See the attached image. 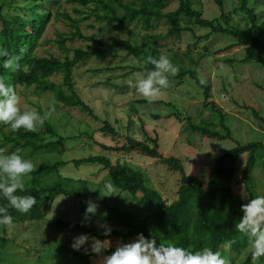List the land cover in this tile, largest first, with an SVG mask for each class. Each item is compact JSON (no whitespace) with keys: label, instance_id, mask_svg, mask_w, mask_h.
<instances>
[{"label":"trees","instance_id":"trees-1","mask_svg":"<svg viewBox=\"0 0 264 264\" xmlns=\"http://www.w3.org/2000/svg\"><path fill=\"white\" fill-rule=\"evenodd\" d=\"M65 1L73 5L74 15L63 8L62 0H25L24 5L21 4L20 7L6 0L0 1V48L7 49L14 64L18 63L15 70L0 69V79L13 83L16 90H27L33 87L39 91H51L57 101L72 107L79 105V109L91 120L98 122L100 126L97 130L88 127L81 129L77 135H73V143L75 141L77 144L82 137L86 138L81 143L88 146L95 145L99 148L100 153L44 163L36 167V170L25 178V191L23 193L17 192V194H31L37 202L26 214L9 208V214L13 217V223L9 225L13 236L12 238L8 237L6 226L1 227L0 264L4 263L3 254L9 246L18 248L20 254L32 253L39 258L38 250L30 244H23L29 240L23 234L31 228L35 229L33 225L29 226L27 221L43 219L48 212L51 201L58 196L78 199L79 201L95 197L105 207L104 219L109 224L116 220V224L120 227L118 230L113 229L110 239L125 242L134 239L136 234L140 232L148 235V230L153 229L161 240H164V237L171 244H178L191 251L207 247L213 251H220L230 261V264H251L250 249L246 252L244 259L239 257L248 248L247 239L234 228L242 214L240 205L247 201L238 202L239 199L233 192L232 183L238 173L237 162L242 154L248 153L240 179L244 181L248 198L258 195L252 186L251 172L257 159L256 151L264 147V144L260 141L241 144L235 140L231 136L229 127L224 123V113L212 103V100L209 101L210 105L218 112L220 124L225 134L192 124L190 118L178 110L173 103L163 101L164 99L158 98L149 103L141 97L130 102L135 105L165 104L172 106L173 110L161 118L162 116L156 113L142 114L130 104L127 108L130 128H128L125 136L120 135L111 120L104 117L106 111L101 114L98 112L100 111L98 107L89 105L77 92L74 86L73 69L79 63L91 58L101 60L109 52H114L115 56L118 52H124L128 56L142 61L143 65H132L131 70L145 76L154 67L146 63L147 57L158 58L163 55L169 57L180 69L175 77L169 78L170 80L178 81L180 84V81L186 77L194 81L203 97L209 100L211 98L210 85H206L200 79V70L198 69L201 60L207 54L213 51L215 54L222 52L228 54L234 47L239 49L244 47L243 58L227 57L224 58L223 63L234 68L235 65L237 67L244 65L247 61H253L264 67V53L262 51L264 40L261 39L259 32L260 29L264 28V20L259 21L261 16L264 17V13H256L254 7V4L261 0H213L219 10V15L211 19L203 17L201 0ZM173 2L177 3L176 7L168 9ZM226 3L234 9L226 10ZM237 11L242 14L236 23L237 26L222 25L221 20L222 22L234 20V15L238 14ZM90 18L99 23L97 26L99 37L84 35L80 28V23ZM53 19H66L70 26L68 34L58 33L57 38L51 40L52 43L55 42L63 54L62 56L52 53L39 55L36 50L40 46L46 27ZM243 21H246V28L242 27ZM160 23L163 25L162 28H160ZM88 25L92 28L96 27L93 23ZM196 26L209 29V31L197 34L195 32ZM117 32H123L125 35L119 37ZM184 32L190 33L195 40L187 42L186 48L182 52L179 43L183 39ZM106 33L110 35L107 36ZM215 33L225 34L233 41L223 48H211V45L199 43L202 40H208L210 35ZM74 39L89 41V44L87 47L65 44L66 40L73 42ZM192 51H195L196 55H190ZM70 52L71 56L68 55ZM17 58H19L18 62ZM186 59L192 67L185 66ZM106 69L110 70L111 68L108 66ZM92 70L93 72L99 71V69ZM54 73L61 74L62 83L67 86L70 95H66L61 84H54L48 79ZM103 84L120 91L129 87L127 83L117 85L110 79H106ZM255 86L264 90V85L255 84ZM133 91L136 96L137 91L134 88ZM246 108L251 110L254 119L264 122V118L259 115L257 110L249 105ZM39 113L44 115L40 110ZM144 116L154 120H165L173 117L179 122L186 120L191 128L200 130L209 139L218 141L229 139L235 144L214 159L204 178H202V176L186 172L180 158L163 154L160 149L158 134L151 135L147 132ZM56 130L49 118L35 133L27 132L24 129L11 132L6 126L0 125V149H6L10 153L16 148H21L23 149L22 155L26 151L31 154L56 151L58 145H61L64 140V137L60 136ZM98 134L101 135V141L96 139ZM107 138L114 141V144H105L103 141ZM81 149H83L82 146L79 147V150ZM110 153L129 157L133 154H139L153 159L157 164H163L175 174L177 172L179 175L174 200L167 201L156 188L147 186L144 173L129 165L126 158L123 159L122 157L117 162H112L108 156ZM70 162H74V165L78 166L83 163L97 164L99 172L106 171V175L102 179L104 188L107 189L110 185L113 189L117 188L128 192L130 196L141 193L142 198L139 200V204L150 206V212L144 216L132 212L130 208L120 204V194L116 196L114 203L113 201L110 203L111 200L108 197H103L89 188V182L86 179H77L76 181L81 185L66 188L67 182L75 180L66 176L61 168ZM50 175H55L56 185L43 182L42 178ZM119 193L121 192L119 191ZM0 206L7 207V201L0 199ZM82 211L84 208H80L81 213ZM50 223L53 227H69L72 230L78 229L100 239L105 238L101 234L102 231L96 229L92 224L82 225L81 222L61 218ZM19 238L21 239L18 240ZM70 244V241H66L64 246L54 248L50 251L49 258L53 259L56 256L59 257V260L61 259L60 263L62 264H75V260H70L73 257L80 259L82 264H90L89 257L92 255L74 251ZM114 248L110 247L105 255L110 254ZM33 249L37 252H31Z\"/></svg>","mask_w":264,"mask_h":264},{"label":"rangeland","instance_id":"rangeland-1","mask_svg":"<svg viewBox=\"0 0 264 264\" xmlns=\"http://www.w3.org/2000/svg\"><path fill=\"white\" fill-rule=\"evenodd\" d=\"M1 1V0H0ZM4 1V0H3ZM10 3L17 4L20 7L24 5L25 0L18 2L14 0H6ZM62 6L65 10L74 15L72 11V4L62 0ZM176 2H173L168 9L175 8ZM230 4L226 3L225 9L232 10L233 7H229ZM256 13H264V0L254 4ZM201 8L203 10V17L211 19L214 16L219 15V10L213 0H201ZM10 11V10H9ZM239 15H236L235 19L229 22H222V25L237 26L236 23L242 14L237 11ZM12 14V13H10ZM246 20V19H245ZM264 20L261 16L259 21ZM246 21H243L242 27L246 28ZM89 23H93L96 27H89ZM1 24V21H0ZM99 23L93 21V18L84 20L80 23V28L84 35L99 37L100 34L97 31ZM160 28L162 24L160 23ZM70 29L69 23L66 19L51 20L41 39L40 46L36 52L39 55H48V53L62 56V52L57 48L55 42L51 40L57 38L58 33L68 34ZM209 29H203L195 27V32L207 33ZM261 39L264 40V28L260 29ZM107 34V33H106ZM117 36L122 37L125 34L123 32H117ZM110 34H107L109 36ZM169 40V39H168ZM195 40L191 34L184 32L183 39L179 43L180 51L185 50L187 42H193ZM233 40L225 34L215 33L211 34L208 40H202L199 43L203 45H211V48H223ZM66 45L83 46L87 47L89 41H83L81 39H74L73 42L66 40ZM70 45V46H71ZM200 45V44H198ZM244 47L242 49L233 48L230 53L215 54L213 51L207 54L200 62V79L204 81L206 85H210L211 98L205 99L198 90V86L194 81L188 78H183L180 81L170 80V85L166 89H162L160 93V99L163 101L173 103L178 110H180L186 117L190 118V122L198 127H207L211 131H218L225 134V131L220 124L218 112L212 108L209 101L222 110L224 113V123L229 127L231 136L241 144H246L251 141H260L264 144V122L256 120L252 116L251 110L246 107L249 105L259 112V115L264 118V90L259 89L255 84L264 85V67L253 61H247L244 65H239L234 68H230L228 64L223 63L224 58L239 57L243 58L245 52ZM264 53V46L262 47ZM179 52V51H178ZM71 56V52L68 54ZM196 55L195 51L190 54ZM143 65L142 61L132 58L126 55L124 52H118L116 56L114 52H109L101 60L91 58L88 61L79 63L73 69L74 86L77 92L81 95L89 105L98 107V112L103 114L106 111L104 117L109 118L112 124L118 129L120 135L125 136L129 127L128 107L133 105L142 114H160L164 118V114L172 112V106L165 104H147V105H135L130 101L135 98H141L138 93L134 95L133 88L128 87L123 91L116 88L107 87L104 85L106 79L112 80L115 84L121 85L127 83L129 79L142 78L143 75L131 70L132 65ZM110 66V70L106 69ZM185 66L192 67L188 60H185ZM92 69H99L98 72H93ZM48 79L54 84H61L66 95H70V92L66 85L62 83V76L60 73H54L48 77ZM103 82V83H102ZM17 94L20 96V108L23 110H36L48 114L49 119L56 127L57 133L64 137L61 145H58L56 151L31 154L29 151L23 153V156L30 159L33 164L38 167L44 163H52L56 160H70L81 156L95 155L100 153V150L95 145L88 146L82 144L86 138H83L75 144L73 143V135H77L81 129L90 128L97 130L100 126L98 122L91 120L84 112L79 109V105L76 107L63 104L61 101H57L51 91H39L33 87L22 90L18 89ZM49 109V110H48ZM48 111V112H47ZM144 120L147 123L146 128L149 134H158L160 139V149L164 155H174L181 159L185 167V171L193 173L204 178L209 166L213 163L214 159L223 153L226 149L234 146V142L231 140H215L205 137L200 130L191 128L186 120L179 122L176 118H169L163 120L147 119L144 116ZM118 134V135H119ZM119 135V136H120ZM71 137V138H70ZM96 139L100 140L101 135H96ZM77 142V140H76ZM105 144L113 145L114 141L107 138L103 141ZM82 146L83 149L79 150ZM248 153L241 155L237 162L238 173L235 181L232 183L233 192L238 196L239 203L248 199V193L245 190L244 181L240 179V174L244 164L247 160ZM256 163L251 172L252 186L254 191L258 195H264V147L259 148L256 151ZM112 162H117L123 157L126 158L129 165L133 168L139 169L144 173L146 179V185L152 188H156L167 201H172L176 197L178 173L168 170L163 164H157L153 159L141 156L139 154H133L131 157L124 156L122 154L110 153L108 154ZM73 164V165H72ZM72 165V166H71ZM76 166V167H75ZM61 171L66 176L74 178L75 181L67 182L65 187H74L81 185L77 182V179H86L89 182V188L98 192L103 196L109 191V188H104L102 179L106 175V171H100L97 164L83 163L81 165H74V162L64 165ZM95 174V175H94ZM64 175V176H65ZM55 175L47 176L43 179L46 184H57ZM83 177V178H81ZM26 178V177H25ZM24 178V180H25ZM100 181V183H99ZM119 191L121 193H119ZM114 193L108 197L110 203L115 202V198L118 194L120 204L127 206L134 213H138L140 216H144L151 210L150 206H143L139 204V200L142 198L141 193H137L134 196H130L128 192L113 189ZM91 199L99 204V211L104 213L102 204L95 198L89 197L83 201L73 198H64L63 196L56 197L51 201L48 207V212L45 217L38 221H27L33 228L29 229L23 235L28 237V242L24 245H29L38 250L39 258L35 254L21 253L18 248H8L3 254V264H62L59 257L49 258L50 251L56 247L64 246L66 241H72V238L79 235L82 232L78 229H71L69 227H53L50 222H54L58 218L63 220L81 222L82 213L80 208L86 207V201ZM118 200V201H119ZM105 216L93 217L92 226L99 231L102 229L97 227L98 220H105ZM33 223V224H32ZM50 223V224H49ZM113 229H120L116 224V220L110 223ZM0 225V234H2V227ZM7 236H13L11 227L6 226ZM19 238L18 240H20ZM161 240L164 244H171L170 241ZM111 247H115L117 243L121 242L117 239H110ZM129 241V240H128ZM127 242V241H125ZM35 249L31 252H37ZM21 251V250H20ZM249 251V247L245 249L239 256L240 259H244L246 252ZM25 252V251H24ZM82 254H85L83 250H80ZM33 256V257H32ZM70 260H75V264H82V261L78 258L71 257ZM90 264H102V258L89 257ZM257 264H264V259L257 261Z\"/></svg>","mask_w":264,"mask_h":264},{"label":"clouds","instance_id":"clouds-1","mask_svg":"<svg viewBox=\"0 0 264 264\" xmlns=\"http://www.w3.org/2000/svg\"><path fill=\"white\" fill-rule=\"evenodd\" d=\"M19 58H17L18 62ZM146 63L153 65L142 78L129 79L127 84L134 88L149 103L160 97L162 89L170 85V77H175L180 69L169 57L158 58L148 56ZM18 66L9 57L7 49L0 48V69L15 70ZM20 96L16 86L11 82L0 79V125H4L11 132L24 129L27 132H37L49 118L48 114L41 115L36 110H21ZM23 149L7 152L0 149V199L7 201V207L0 206V225L9 226L13 217L9 208L19 213H29L36 205V198L31 195H18L25 191L24 178L36 170L30 159L22 155ZM109 191L103 196H110ZM81 224L88 225L93 217L105 216L99 211V204L87 200ZM242 213L239 222L234 225L237 232L247 239L250 249L251 264L264 258V195H256L240 205ZM97 227L102 229L104 239L89 233H81L72 238L70 247L74 251L83 250L85 254L102 258V264H230L220 251L202 248L191 251L178 244H164L153 229L148 235L137 233L134 239L117 243L110 254L105 255L111 247L112 226L106 220H98Z\"/></svg>","mask_w":264,"mask_h":264}]
</instances>
